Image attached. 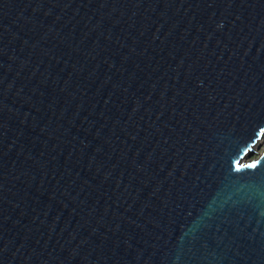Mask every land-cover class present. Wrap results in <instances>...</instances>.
I'll return each instance as SVG.
<instances>
[{"label": "water", "instance_id": "water-1", "mask_svg": "<svg viewBox=\"0 0 264 264\" xmlns=\"http://www.w3.org/2000/svg\"><path fill=\"white\" fill-rule=\"evenodd\" d=\"M264 0H0V264H264Z\"/></svg>", "mask_w": 264, "mask_h": 264}, {"label": "rangeland", "instance_id": "rangeland-1", "mask_svg": "<svg viewBox=\"0 0 264 264\" xmlns=\"http://www.w3.org/2000/svg\"><path fill=\"white\" fill-rule=\"evenodd\" d=\"M253 154L252 155H250L249 157H245L243 160H242V162L241 163H243V164H245V163H250V162H252V161H255L257 158H258V156L263 152V150H264V141L261 143V145H260V147L258 148H256V147H254L253 148Z\"/></svg>", "mask_w": 264, "mask_h": 264}]
</instances>
